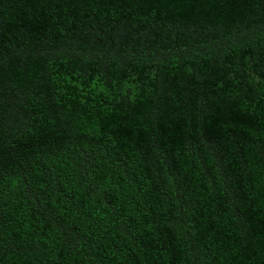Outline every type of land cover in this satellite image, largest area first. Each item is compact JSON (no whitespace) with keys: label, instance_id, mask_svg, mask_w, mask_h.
<instances>
[{"label":"trees","instance_id":"obj_1","mask_svg":"<svg viewBox=\"0 0 264 264\" xmlns=\"http://www.w3.org/2000/svg\"><path fill=\"white\" fill-rule=\"evenodd\" d=\"M0 264H264V0H0Z\"/></svg>","mask_w":264,"mask_h":264}]
</instances>
